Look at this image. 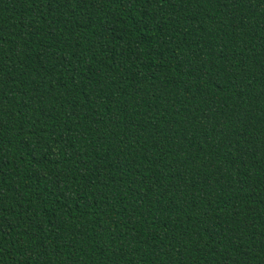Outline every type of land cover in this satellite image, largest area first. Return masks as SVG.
<instances>
[{
    "label": "trees",
    "instance_id": "1",
    "mask_svg": "<svg viewBox=\"0 0 264 264\" xmlns=\"http://www.w3.org/2000/svg\"><path fill=\"white\" fill-rule=\"evenodd\" d=\"M0 264H264V0H0Z\"/></svg>",
    "mask_w": 264,
    "mask_h": 264
}]
</instances>
